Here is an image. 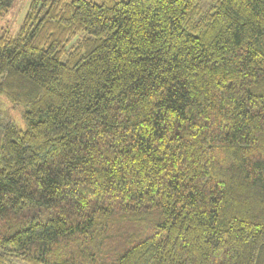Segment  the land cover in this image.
I'll return each mask as SVG.
<instances>
[{
	"label": "trees",
	"instance_id": "1",
	"mask_svg": "<svg viewBox=\"0 0 264 264\" xmlns=\"http://www.w3.org/2000/svg\"><path fill=\"white\" fill-rule=\"evenodd\" d=\"M203 2L0 23V264H264V0Z\"/></svg>",
	"mask_w": 264,
	"mask_h": 264
},
{
	"label": "rangeland",
	"instance_id": "2",
	"mask_svg": "<svg viewBox=\"0 0 264 264\" xmlns=\"http://www.w3.org/2000/svg\"><path fill=\"white\" fill-rule=\"evenodd\" d=\"M209 0H204L203 8ZM31 0H16L14 6L4 15L0 23L7 27L12 35H16L21 27L22 20ZM0 109L7 112L14 122L23 130L27 128V122L24 118V107L21 105H12L7 99L0 95Z\"/></svg>",
	"mask_w": 264,
	"mask_h": 264
}]
</instances>
